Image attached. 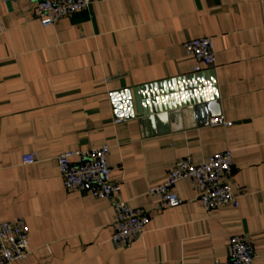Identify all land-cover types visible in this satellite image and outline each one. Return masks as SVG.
Instances as JSON below:
<instances>
[{
    "label": "crops",
    "instance_id": "1",
    "mask_svg": "<svg viewBox=\"0 0 264 264\" xmlns=\"http://www.w3.org/2000/svg\"><path fill=\"white\" fill-rule=\"evenodd\" d=\"M0 13V222L24 218L32 250L13 264H215L235 236L264 264V0H92L48 27L35 0ZM203 37L216 65L196 72L183 45ZM150 85L177 112L147 131L135 116L116 117L114 95L133 92L136 107L134 91ZM215 94L220 116L209 125L183 107ZM103 145L122 200L149 216L122 249L111 243L112 203L67 192L59 174L61 154ZM227 150L239 207L206 210L191 179L174 188L177 208L148 195L180 161ZM29 154L37 162L24 165Z\"/></svg>",
    "mask_w": 264,
    "mask_h": 264
},
{
    "label": "built area",
    "instance_id": "2",
    "mask_svg": "<svg viewBox=\"0 0 264 264\" xmlns=\"http://www.w3.org/2000/svg\"><path fill=\"white\" fill-rule=\"evenodd\" d=\"M14 0H0V6ZM37 18L41 25L48 27L62 19L87 11L92 0H35ZM5 27L0 13V36ZM186 54L194 58L198 66L196 72L216 65L214 43L211 38L191 39L183 45ZM121 123L122 119L115 121ZM226 125L222 119L211 121V125ZM110 146L88 151H71L58 157L59 174L67 192L90 191L93 197L108 200L115 212L111 243L117 249L130 246L149 223L148 214L142 209H134L122 200L120 186L112 180V170L108 163ZM78 162L73 163L72 159ZM37 162L36 155H25L24 165ZM233 170L232 152L227 150L211 156L205 163L195 165L190 159L177 163L170 171L168 179L157 187H151L148 195L159 199L162 208H177L182 201L174 192L176 185L191 179L195 185L198 200L206 210L226 205L239 207V197L231 185ZM29 232L24 218L0 222V264L24 262L30 258ZM215 264H255L252 245L244 237H232L229 243V258Z\"/></svg>",
    "mask_w": 264,
    "mask_h": 264
},
{
    "label": "water",
    "instance_id": "3",
    "mask_svg": "<svg viewBox=\"0 0 264 264\" xmlns=\"http://www.w3.org/2000/svg\"><path fill=\"white\" fill-rule=\"evenodd\" d=\"M162 85H159V87ZM157 86L150 85L143 89H136L134 94L136 95L137 106L135 107L132 102L133 92H124L123 94H116L113 96L115 102L114 110L117 118L125 117L130 119L137 117L144 130L150 125L154 127L155 122L160 119L166 118L168 112L178 110L176 105L163 104L158 100ZM183 107L190 108L198 114V116L205 118L203 124L209 125L210 119L220 116V110L217 100V94H215L212 100L204 101L199 99L187 100ZM137 109V110H136ZM177 112V111H176ZM147 131V130H146Z\"/></svg>",
    "mask_w": 264,
    "mask_h": 264
}]
</instances>
